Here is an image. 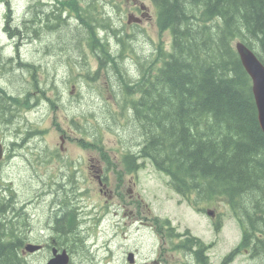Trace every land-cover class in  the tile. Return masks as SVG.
Segmentation results:
<instances>
[{"label":"trees","instance_id":"1","mask_svg":"<svg viewBox=\"0 0 264 264\" xmlns=\"http://www.w3.org/2000/svg\"><path fill=\"white\" fill-rule=\"evenodd\" d=\"M148 1L158 27L170 33L168 49L156 45L148 54L139 53L135 33L123 36L101 0H33L17 25L22 33L13 32L32 38L59 28L62 41L75 46L83 65L90 53L97 62L93 75L87 66L76 71L72 65L67 75L74 83L83 78L100 91L98 79L115 80L116 108L107 107V113L110 118L125 119L127 128L132 123V138L138 144L136 149L126 148L120 161L131 171L142 167L144 160L150 161L190 203L196 198H224L242 234L221 264L248 249L252 259L264 264V133L251 79L233 46L235 40L243 41L264 64V0ZM70 20L75 21L74 27ZM100 30H111L117 43L109 44ZM16 60L27 69V82L36 87L37 68L31 61ZM29 92L22 96L0 86L1 123L10 126L27 106H38L40 101L31 100ZM91 118L98 120L93 113L83 117L87 127L96 124ZM13 207L0 194V264H31L22 251L29 240L21 226L27 220L22 212L20 218L14 216L15 211L10 214ZM56 222L60 230L55 239L74 253L76 244H83L76 214L69 211ZM160 223L174 249L186 254L183 264L209 263V246L202 240L187 230L176 232L167 218Z\"/></svg>","mask_w":264,"mask_h":264},{"label":"rangeland","instance_id":"2","mask_svg":"<svg viewBox=\"0 0 264 264\" xmlns=\"http://www.w3.org/2000/svg\"><path fill=\"white\" fill-rule=\"evenodd\" d=\"M101 1L107 7V12H110L114 24L123 30V36L135 33V49L139 53L148 54L156 45L169 48L170 33L158 27L151 2ZM32 2L33 0H0V86L9 93L22 96L30 91V99L40 101L34 108L27 106L26 110L19 111L10 126L0 122V140L7 145L8 151L20 153L13 160L10 158V164L0 165V176L7 182L4 184L7 187L13 186L20 194H24L27 203L28 190L36 185L32 182L30 162H44L38 166V172L42 177L47 175L54 178L58 173L55 167L57 164L62 168L69 162L73 163L74 159L84 160L82 179L85 182L82 187L86 191L81 199L86 219H82L78 227L83 244H76L75 252H69L72 264H130L127 251L135 250L137 254L134 264H155L152 262L154 258H157L156 264H183L186 261L183 250L174 249L166 237V228L160 223L166 218L176 232L183 234L187 230L210 245L206 252L208 264H221L224 256L240 242L242 234L227 201L222 197L213 200L196 198L190 203L169 187L168 178L156 170L150 161L144 162L145 166L140 170L137 168L133 171L120 161L122 152L130 147L136 149L138 144L132 138V123L127 128L125 119L116 116L110 118L107 113V107L112 105L116 108L112 93L115 91L112 87L115 86V80L105 77L98 79L102 85L101 91L88 86L83 78H79L80 82L75 80L74 84L72 77L67 76V62L72 60L78 63L81 55L74 45L65 39L62 41V31L59 28L52 30L53 33L41 32L40 37L16 36V31H13L17 29L19 34L22 33L17 25L26 13L27 4ZM69 23L74 27V20ZM100 35H107L111 45L117 43L111 30L100 31ZM86 50L89 52L87 48ZM66 51L69 52L65 55ZM8 57L22 58L37 66L36 87L27 82V69H19L18 61H9ZM85 63L92 70L97 67V62L90 53L87 54ZM81 66L84 67L83 64ZM81 66L77 65L76 71H80ZM88 71L90 72L89 69ZM121 72L120 70L117 76ZM132 77L135 78L134 75ZM90 113L98 118H91V122L96 123L94 127H87L83 119ZM27 132L34 133L26 138ZM22 140L24 145L21 148L11 145L12 141ZM100 144L103 147L97 148ZM60 148L64 155L63 162L57 159ZM44 158L47 159L46 162ZM93 165L96 166L95 169H102L110 181L109 188L116 191V194L111 193L112 197L98 191ZM194 197L196 196L192 195L190 198ZM119 203H125V206L121 208ZM38 207L29 208L30 216L26 219L24 215L23 220L43 225L45 220L41 209H45V206L37 211ZM208 210L212 213L209 214ZM42 232H31L29 242L43 244L46 239L49 240L50 237L46 234L49 230ZM49 253L50 249L44 246L39 251L26 252L25 255L31 264H45ZM228 264L262 262L255 261L243 252Z\"/></svg>","mask_w":264,"mask_h":264},{"label":"flooded vegetation","instance_id":"3","mask_svg":"<svg viewBox=\"0 0 264 264\" xmlns=\"http://www.w3.org/2000/svg\"><path fill=\"white\" fill-rule=\"evenodd\" d=\"M1 141V140H0ZM3 145V156L0 158V165L4 163H9L16 157L19 156V152H10L7 150V145L3 141H1ZM24 145V144H23ZM59 151V158L58 161H64V155L61 149ZM8 153H10L8 155ZM58 155V154H57ZM45 162L47 161L46 158L43 159ZM44 163V162H42ZM38 164V160H34V162H30L32 176L31 178L34 180L36 185L31 189L28 190V199L27 203L25 202L24 194H20L13 186L8 185V187L4 184L5 180H2L0 183V194L1 197L10 205L14 204V210H10V214L20 218V212L24 213L27 219V216H30V212L28 211L29 208H36L38 207L39 211L43 206L45 209H41L43 219L45 223L42 225L32 224V222H25L21 226L23 227L22 230L24 233L29 235L31 232H39L43 233L42 231L49 230L50 239H46V241L41 244L42 249L43 247H48L50 249L49 257L52 255V247L56 245L57 250H60L62 246H60L59 242L55 239L54 235L57 234L58 230H60L59 226L57 225L56 220L62 217L63 214L68 213L69 211H73L76 214L78 220H80L84 212V205H82V196H84L85 191L82 185H84L85 179H82L83 176V166L84 160L74 159L73 163L65 164L62 168L55 166L58 170L56 177L51 178L44 175L43 177L38 172L37 168L40 164ZM95 171V178L97 179L98 183V191L102 194H106L109 197H112V192L116 194V191H113L109 188L110 181L108 180L107 176L103 173L102 169H95V165H93ZM45 178H50L47 180ZM7 183V182H6ZM19 197L21 199H19ZM16 202V203H15ZM25 203V204H24ZM18 205V206H17ZM125 203H119V207L123 208ZM29 213V214H28ZM24 216V215H23ZM11 217V216H10ZM14 217V218H15ZM64 217V216H63ZM31 219V218H30ZM32 220V219H31ZM39 229H37V228ZM64 247V246H63ZM249 250V249H248ZM248 250L244 251L241 250L240 253L246 252V254L250 257V252ZM131 251H127V254ZM134 255L137 254V250L133 251ZM238 253L237 255L239 256ZM191 253L189 254L190 257ZM48 257V258H49ZM186 258V254H185ZM187 259V258H186ZM235 259V258H234ZM233 259V260H234ZM155 264L157 258L152 259ZM233 260L231 262H233ZM148 264V263H145Z\"/></svg>","mask_w":264,"mask_h":264},{"label":"water","instance_id":"4","mask_svg":"<svg viewBox=\"0 0 264 264\" xmlns=\"http://www.w3.org/2000/svg\"><path fill=\"white\" fill-rule=\"evenodd\" d=\"M235 49L239 56L240 62L246 72L249 74L252 82V93L257 109V118L259 126L264 133V64L259 59L257 54L250 49L242 41L235 42ZM2 155V145L0 144V157ZM211 214V212H208ZM41 245L38 243H27L25 250L34 252L40 249ZM69 254L67 250L63 249L60 252L57 248L52 249V256L48 259L46 264H67L69 262ZM129 262H133V254L129 253L127 257Z\"/></svg>","mask_w":264,"mask_h":264},{"label":"bare ground","instance_id":"5","mask_svg":"<svg viewBox=\"0 0 264 264\" xmlns=\"http://www.w3.org/2000/svg\"><path fill=\"white\" fill-rule=\"evenodd\" d=\"M198 9V8H197ZM101 31V30H100ZM70 62H67V64H68V70H69V68H71L72 66H74V67H77V65L78 66H81L82 65V62H81V59H80V62H78V63H75L74 61H72V60H69ZM33 65L37 68V66L33 63ZM72 65V66H71ZM19 69L21 68V67H18ZM68 72V71H67ZM85 214L83 215V218H85Z\"/></svg>","mask_w":264,"mask_h":264}]
</instances>
